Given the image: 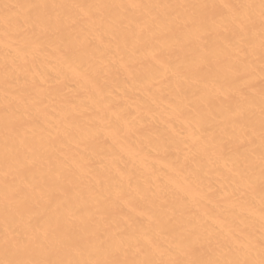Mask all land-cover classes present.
Instances as JSON below:
<instances>
[{
  "label": "bare ground",
  "instance_id": "bare-ground-1",
  "mask_svg": "<svg viewBox=\"0 0 264 264\" xmlns=\"http://www.w3.org/2000/svg\"><path fill=\"white\" fill-rule=\"evenodd\" d=\"M259 4L0 0V261L258 260Z\"/></svg>",
  "mask_w": 264,
  "mask_h": 264
},
{
  "label": "snow or ice",
  "instance_id": "snow-or-ice-1",
  "mask_svg": "<svg viewBox=\"0 0 264 264\" xmlns=\"http://www.w3.org/2000/svg\"><path fill=\"white\" fill-rule=\"evenodd\" d=\"M10 7H17L15 5H4L5 9H8ZM30 7L41 9V8H47L48 5H31ZM187 7H200V8H208L209 5H188ZM224 7H232L230 5H225ZM239 8H248L252 9L256 7L255 5H240L236 6ZM259 13H260V24H261V58L264 60V0H260L259 4ZM234 18L239 19V16L237 14H234ZM4 22L6 24L11 22V18L5 14ZM254 23V19L251 15H245L244 18L240 22V30L243 32V30L248 27L249 25ZM262 96H261V111L262 115H264V88L261 89ZM261 137L262 142H264V119H262L261 122ZM252 183V181H250ZM261 187L262 190H264V151H262L261 155ZM209 244L212 243L211 240L208 241ZM218 245H222L223 249H227L229 252H234L235 249L233 248L232 242L224 240V241H217ZM195 241H189L186 245L187 248L192 249L195 251ZM259 251H260V258L258 260L256 259H241L239 257H235L232 259H202V258H195V259H189V260H183V259H173L170 261H161L156 262L150 259H144V260H125V259H119V258H113V259H105V260H94V261H79V260H53V259H47V260H3L0 261V264H264V196H262V208H261V235L259 240Z\"/></svg>",
  "mask_w": 264,
  "mask_h": 264
}]
</instances>
